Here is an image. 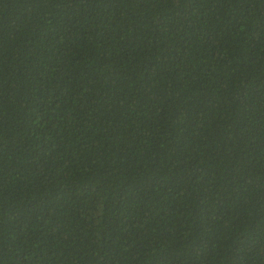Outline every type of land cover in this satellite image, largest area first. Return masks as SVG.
<instances>
[{"label":"trees","instance_id":"obj_1","mask_svg":"<svg viewBox=\"0 0 264 264\" xmlns=\"http://www.w3.org/2000/svg\"><path fill=\"white\" fill-rule=\"evenodd\" d=\"M0 264H264V0H0Z\"/></svg>","mask_w":264,"mask_h":264}]
</instances>
